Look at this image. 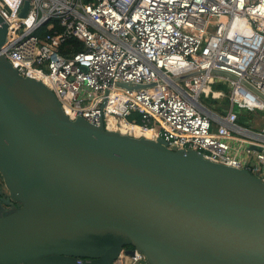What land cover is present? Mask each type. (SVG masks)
I'll return each mask as SVG.
<instances>
[{
    "label": "water",
    "instance_id": "obj_1",
    "mask_svg": "<svg viewBox=\"0 0 264 264\" xmlns=\"http://www.w3.org/2000/svg\"><path fill=\"white\" fill-rule=\"evenodd\" d=\"M27 7L24 0L20 16ZM6 27L0 15V47ZM0 175L8 191L0 205L19 204L0 206V264H109L135 249L144 264H264L259 175L109 129L102 118L71 119L41 80L2 53Z\"/></svg>",
    "mask_w": 264,
    "mask_h": 264
},
{
    "label": "built area",
    "instance_id": "obj_2",
    "mask_svg": "<svg viewBox=\"0 0 264 264\" xmlns=\"http://www.w3.org/2000/svg\"><path fill=\"white\" fill-rule=\"evenodd\" d=\"M23 2L0 0L7 24L0 53L21 75L41 80L69 118H102L105 126L130 128L129 135L138 127L172 148L252 172L264 167V142L251 166L229 142L230 129L245 130L235 106L264 110V100L240 81L264 93V0H28L20 16ZM221 80L229 82L228 107L212 114L199 97ZM254 133L264 141V127ZM145 262L135 249L109 264Z\"/></svg>",
    "mask_w": 264,
    "mask_h": 264
},
{
    "label": "crops",
    "instance_id": "obj_3",
    "mask_svg": "<svg viewBox=\"0 0 264 264\" xmlns=\"http://www.w3.org/2000/svg\"><path fill=\"white\" fill-rule=\"evenodd\" d=\"M219 83L213 82L210 84V90L207 91V93H202L199 97L201 103L202 100L205 104L204 107L207 111H209L212 114H218V115H224L226 113L227 106H224V92L218 87ZM229 92V91H228ZM211 98V101L209 104H207V100ZM228 105V104H227ZM251 112V111H249ZM217 120L212 119V130L214 131L217 126ZM236 123L243 127H245L244 131L238 132L235 130L230 129L231 136L229 138L231 150L233 153L241 160L242 165L251 166L252 163L255 162V152L256 149H252L251 146H260L259 144L261 142H264L263 140L257 138L255 136L254 131L256 129L251 128L247 125H243L239 122L238 117L236 119ZM254 173L258 174L259 176L264 175V167L258 166L257 169H254Z\"/></svg>",
    "mask_w": 264,
    "mask_h": 264
},
{
    "label": "rangeland",
    "instance_id": "obj_4",
    "mask_svg": "<svg viewBox=\"0 0 264 264\" xmlns=\"http://www.w3.org/2000/svg\"><path fill=\"white\" fill-rule=\"evenodd\" d=\"M217 83H219V85L215 87L217 88L219 87L224 92V95H223L224 98H227L228 97L227 93L229 91V82L226 80H221L220 82H217ZM202 103L205 104L203 100H202ZM234 110L237 112V117H238L239 122L242 123L243 125H247L256 130H258L261 127H264V110H253L249 112V111H246V109H240L236 106L234 107ZM115 129H118V128H115ZM250 150H253V148ZM0 190L4 191L5 194L7 193L8 195V191L5 187V184H4V181L1 175H0ZM11 202H13V204ZM11 202L9 205L1 204L0 205L1 211L2 212L11 211L15 209L16 207H18L19 204L17 201H11Z\"/></svg>",
    "mask_w": 264,
    "mask_h": 264
},
{
    "label": "bare ground",
    "instance_id": "obj_5",
    "mask_svg": "<svg viewBox=\"0 0 264 264\" xmlns=\"http://www.w3.org/2000/svg\"><path fill=\"white\" fill-rule=\"evenodd\" d=\"M106 126H107V128L112 129V130L116 128V126L114 125V122H112V121H109ZM118 130L120 132L128 134L127 131H130V128H127V127L121 125V126L118 127ZM131 134L136 136V137H139V136H150V131L149 130H145L144 132H142V131L139 130L138 127H134V129H132V131H131ZM141 134H143V135H141Z\"/></svg>",
    "mask_w": 264,
    "mask_h": 264
},
{
    "label": "trees",
    "instance_id": "obj_6",
    "mask_svg": "<svg viewBox=\"0 0 264 264\" xmlns=\"http://www.w3.org/2000/svg\"><path fill=\"white\" fill-rule=\"evenodd\" d=\"M69 42H72V44H73V48H80V46L78 45V43H76V42H74V41H69ZM62 50V52H65L63 49H61ZM227 95H228V93H227ZM210 101H211V98H209L208 100H207V104H209L210 103ZM224 104L228 107V97L227 98H224ZM246 111H249V110H246Z\"/></svg>",
    "mask_w": 264,
    "mask_h": 264
},
{
    "label": "flooded vegetation",
    "instance_id": "obj_7",
    "mask_svg": "<svg viewBox=\"0 0 264 264\" xmlns=\"http://www.w3.org/2000/svg\"><path fill=\"white\" fill-rule=\"evenodd\" d=\"M6 196L7 195V193L5 194V192L4 191H2V190H0V196ZM12 204H13V202H11Z\"/></svg>",
    "mask_w": 264,
    "mask_h": 264
}]
</instances>
